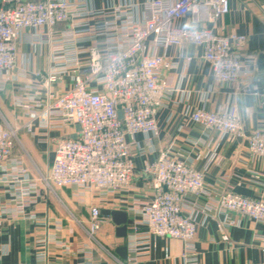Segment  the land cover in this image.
I'll use <instances>...</instances> for the list:
<instances>
[{
    "label": "built area",
    "instance_id": "1",
    "mask_svg": "<svg viewBox=\"0 0 264 264\" xmlns=\"http://www.w3.org/2000/svg\"><path fill=\"white\" fill-rule=\"evenodd\" d=\"M231 1L146 0L141 15L138 5L128 3L115 7L111 19L90 26L82 18L100 11L76 0H0V90L17 68L20 43L48 46V65L35 73L32 90L14 94L15 105L26 111L28 132L36 135L38 126L54 144L48 185L105 194L129 189L136 173L134 149L140 146L136 136L145 135V144L151 146L159 134L158 109L176 90L163 76L164 70L177 65L167 56L170 46L200 47L219 82L248 78L250 71L242 54L246 35L235 30L220 33L211 26L230 12ZM187 16L193 26L176 25ZM60 23L68 26L57 30ZM100 40L98 46L92 44ZM83 56L88 58L86 67L82 66ZM190 60L187 57V63ZM69 73L73 84L57 93L54 86ZM40 90L43 97L37 94ZM191 118L221 133L246 138L251 153L264 157V126L246 133L239 113L229 110L199 108ZM70 127L78 128L76 136L68 133ZM53 130L62 133L52 138ZM15 140L16 131L0 125V172L8 163L4 181L15 190L13 200L0 199V215L12 218L26 215L37 186L32 179L24 182L26 163L14 156ZM143 171L152 177L154 194L130 207L139 216L133 251L148 249L152 236L173 237L185 243V263L198 264L194 242L197 221L185 213L183 197L204 190V173L164 152L154 161H145ZM218 199L222 209L264 222V195L252 198L228 191ZM101 212L97 205L91 208L92 232L98 229ZM223 223L234 225L235 221L226 218ZM219 227L224 229L222 224ZM222 237L228 239L225 233ZM38 255L47 256L44 251Z\"/></svg>",
    "mask_w": 264,
    "mask_h": 264
},
{
    "label": "crops",
    "instance_id": "2",
    "mask_svg": "<svg viewBox=\"0 0 264 264\" xmlns=\"http://www.w3.org/2000/svg\"><path fill=\"white\" fill-rule=\"evenodd\" d=\"M76 1L100 11L82 18L94 26L111 19L114 8L119 5L136 4L141 15L140 7L146 0ZM176 25L193 26V23L187 16L177 20ZM67 26L68 23H60L57 30ZM211 26L220 33L235 30L246 35L242 54L250 71L248 78L235 83L219 82L215 80L212 65L203 57L200 47L191 44L184 49L170 46L167 56L177 65L164 70L163 76L176 90L158 109L159 134L153 138L151 146L145 144V135L139 133L136 136L140 146L134 149L136 173L129 189L105 194L95 189L62 187L59 200L64 203L65 213L60 208L61 204L56 206L51 196L41 192L37 185L29 214L17 218L0 215V264H185L184 241L178 238L152 236L149 248L139 253L131 247L136 234L135 221L139 216L130 207L135 201H147L153 197L152 177L145 174L143 167L145 161L156 160L161 152L183 159L205 175L204 190L200 193L190 191L183 197L185 213L193 215L197 221L194 240L200 253L199 264H264V223L243 213L220 209L217 204L220 195L227 190L247 197H262L264 157L251 153L246 138L221 133L191 118L199 108L229 110L239 113L246 133L264 126V0H232L230 12ZM100 42L92 44L98 46ZM187 57H191L188 63ZM87 59V56L82 57L83 67L87 66ZM48 62L47 44L20 43L17 68L10 74L4 90H0V108L5 110V116H10L16 123V118L23 124L26 122L24 114L16 117L12 103H7L8 98L12 94L30 92L35 73L45 70ZM72 84L73 75L69 73L54 89L59 93ZM37 94L43 97L45 93L40 90ZM34 130L36 135L25 131L26 135L45 148L49 158L48 152H53L52 144L46 140L45 131L38 126ZM61 133L53 130L50 135L55 138ZM68 133L74 137L78 128L70 127ZM31 153L38 161V153L35 150ZM14 156L25 159L20 153L15 152ZM4 167L6 170L0 172V199L6 202L14 199L15 190L4 181L10 166L5 163ZM26 178L25 184L29 179L33 180L30 173ZM95 205L101 211L127 212L128 219L132 220L128 224L127 235L118 236L112 217L102 212L92 238L89 227L91 207ZM226 218L235 224L224 225L222 230L219 223ZM224 233L227 240L222 239ZM123 246L126 247L125 257L118 251ZM41 251L47 256H39Z\"/></svg>",
    "mask_w": 264,
    "mask_h": 264
},
{
    "label": "rangeland",
    "instance_id": "3",
    "mask_svg": "<svg viewBox=\"0 0 264 264\" xmlns=\"http://www.w3.org/2000/svg\"><path fill=\"white\" fill-rule=\"evenodd\" d=\"M243 48H242V50H243ZM22 94L24 95L26 93L23 92ZM8 102H10L9 104L12 103V105L14 107V110L16 111V117H19L21 115L23 116V114H24L25 117H26V121H27L26 111L23 108L16 106L15 103H14V94L10 95V99L8 98L7 103ZM3 111H5V110H2L0 108V120H1V124L4 127H6V128H11V129H14L16 131V140H15L14 155H15V152L16 153L23 154V156L25 157L24 160H25V163H26L27 173H30L31 174V177L33 178V180H35L37 182V185H39V187H41V190H42L41 192H43L45 195L51 196V198L54 200L56 206L59 207L60 204H61V206H60L61 210H64V212L66 213V209H64L62 207L64 203H62L59 200V194H60L61 188L48 185V183L46 181V178H47L48 173H49L50 165L52 164L51 162L53 161V159H52L53 152L52 151L48 152V156H49V158H48L46 156V154H47L46 149L43 148L42 146H39V144L34 143L33 140L31 138L29 139V137L26 135L27 133L30 134L28 132V130L25 128V123L26 122L23 124V122L19 118L18 119L16 118V121H17V123H16L15 121L11 120L12 118L10 116H7V115L5 116V114L3 113ZM9 112H10V110H9ZM5 113H7V110H6ZM10 114H13V112H10ZM30 144H31V146H30ZM51 146H52L51 149H53L54 144L52 143ZM34 150L38 153V156H39L38 161L35 160L36 158H34L33 157V153H31ZM228 191H233V190H227L225 192H228ZM225 192H223V193H225ZM252 198H254V197H252ZM217 204H218V207L220 209H222L218 201H217ZM224 210L225 211H231V210H228V209H224ZM28 211H29V208L26 210L25 213L26 214H29ZM233 212H238V211H233ZM239 213H241V212H239ZM243 214H245V213H243ZM245 215H247V214H245ZM247 216H249V215H247ZM252 219H254V218H252ZM262 223H264V222H262ZM219 224H222L223 226L226 225L223 222H220ZM89 229H90L89 231H90V234H91L92 238H94V233L95 232H92L91 222H90ZM194 239H195V237H194ZM222 239L223 240H227V239H224L223 237H222ZM194 242H195V240H194ZM184 250H185V243H184ZM184 253H185V251H184ZM199 254L200 253L198 252V258H199V261H200V255ZM183 258H184V254H183ZM199 261H198V264H199ZM184 263H185V261H184Z\"/></svg>",
    "mask_w": 264,
    "mask_h": 264
},
{
    "label": "water",
    "instance_id": "4",
    "mask_svg": "<svg viewBox=\"0 0 264 264\" xmlns=\"http://www.w3.org/2000/svg\"><path fill=\"white\" fill-rule=\"evenodd\" d=\"M103 214H106L108 216H111L114 223L117 225V235L120 237H124L127 235V227L128 224L132 223V220L128 219V214L125 211L121 210H110V209H104ZM119 253L122 256H126V247H119L118 248Z\"/></svg>",
    "mask_w": 264,
    "mask_h": 264
}]
</instances>
